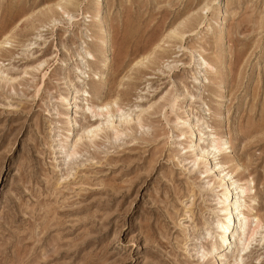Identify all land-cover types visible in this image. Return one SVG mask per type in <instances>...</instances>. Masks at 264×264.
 <instances>
[{
  "label": "rangeland",
  "instance_id": "obj_1",
  "mask_svg": "<svg viewBox=\"0 0 264 264\" xmlns=\"http://www.w3.org/2000/svg\"><path fill=\"white\" fill-rule=\"evenodd\" d=\"M219 136L264 264V0H0V264H216Z\"/></svg>",
  "mask_w": 264,
  "mask_h": 264
},
{
  "label": "bare ground",
  "instance_id": "obj_2",
  "mask_svg": "<svg viewBox=\"0 0 264 264\" xmlns=\"http://www.w3.org/2000/svg\"><path fill=\"white\" fill-rule=\"evenodd\" d=\"M100 1H102V0H99V2ZM217 2H218V0H213V4H215ZM69 3H71V0H69ZM57 5H59V4H57ZM209 8H210L209 5H207L202 10L205 12ZM62 9L64 10V12H67V8L64 7ZM97 31H100V28H98ZM3 43L4 42H2V45H3ZM106 46H107L106 37H104V38H101L99 40V43L95 46V48L97 50H103L106 48ZM86 54L88 56L92 57L90 52H87ZM100 66H103L102 68L108 67L104 60L100 61ZM94 73L98 74V71L94 72ZM111 104H112L111 101H107L106 103H104L102 105L101 104L94 105V108L96 110L94 112H97L98 115H101V114H104V111H108L105 113H107V114H109V116H111L110 114H112V113L109 111V107L111 106ZM117 110L119 111L120 108L118 107ZM66 123H67V126L70 127L69 130L75 129L74 126L77 124L76 119L73 118V116H69ZM99 127H100V125L97 124V121H96V122L88 125L85 128L84 134H88L92 130L95 132ZM187 132H188V134L190 133V135L195 136V129L193 128V126H191L190 130H188ZM77 135L78 134H76V137H77ZM214 143H215L214 149L217 152H210L204 148H199L197 141L192 142L189 145V147L192 148V150H194L196 152V154H195L196 160L195 161L197 163L200 162L201 164H204L203 166L206 168V170H205L206 173H208V174L215 173L217 176L218 183L220 184V187L223 188L222 189L223 192L217 198V204L220 206L219 210H220V213L222 216V219L220 218L221 222L217 226V228L219 229V232L217 234L218 240H217V244L216 245L214 244L212 246L211 250L207 252V255L208 254L211 255L212 258L215 260L216 264H225L223 257L227 256L228 253H230V254L232 253L233 242L231 240L234 236L235 230L237 229L238 223L242 222V230L240 233L241 238L239 240V243L237 242L238 245L237 244H235V245H237V247H238V250H239L238 258L240 260L241 254H243L244 252H246L249 249V245L251 244V242H253V240L255 239V236H257V234L259 233V230L263 224V220L257 214L258 212H254V211H256L255 206L258 205V202H257L258 200L254 196H252V198L250 200V204H248L247 206L245 205L246 213L241 217V214H242V212H241L242 205L241 204H243L242 203V200H243L242 196L246 195L247 191L248 192L252 191V189H253L252 181L253 180L250 178H247L244 181L235 180V182L229 184L227 182L228 181L227 180L228 175H232L235 170H238L241 167V164L236 165V167L233 171H227L229 167H227L226 164L228 162H221V163L213 164V161L218 160L219 157L223 153L225 154L227 151H228V153L231 152L230 150L232 148V145H230V141L225 139L224 136H219V137L215 138ZM65 145L68 146L69 143H66ZM212 154H214L213 157H211ZM232 186H234V187H232ZM229 194L232 197V199L230 197L231 201H227V199H226V196ZM245 207H244V209H245ZM261 239H263V238H261ZM240 262H242V261H240ZM240 262H238L236 260V262L234 264H239Z\"/></svg>",
  "mask_w": 264,
  "mask_h": 264
}]
</instances>
